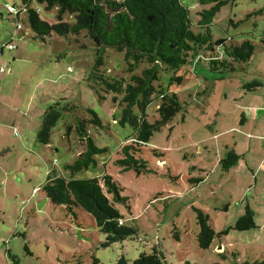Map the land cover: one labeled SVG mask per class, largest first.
Wrapping results in <instances>:
<instances>
[{
	"label": "rangeland",
	"instance_id": "rangeland-1",
	"mask_svg": "<svg viewBox=\"0 0 264 264\" xmlns=\"http://www.w3.org/2000/svg\"><path fill=\"white\" fill-rule=\"evenodd\" d=\"M220 1L226 4L210 25L213 38L250 40L255 52L232 73L197 59L161 74L154 86L175 93L181 110L141 148L150 172L137 174L115 164L133 134L118 124L122 109L115 99L121 96L89 79L100 55L107 75L128 78L124 51L94 46L84 33L33 40L22 1L0 0V264H91L93 258L118 264L121 257L133 264L154 249L165 264L264 263V0ZM181 2L194 24L209 9L197 0ZM28 7L39 9L43 21H57L56 8L45 10L34 0ZM175 77L181 83L171 81ZM254 81L262 86L244 88ZM58 103L59 119L48 144H41L44 114ZM157 104L147 109L151 123ZM80 130L106 151L95 156L96 167L74 177L110 175L126 198L117 206L122 221L137 232L108 247L87 213L78 210L74 218L45 201L41 190L51 172L70 175L65 166L85 151ZM231 151L240 158L226 171L221 161ZM247 207L255 228L232 229ZM195 210L208 215L215 234L207 249L196 239Z\"/></svg>",
	"mask_w": 264,
	"mask_h": 264
},
{
	"label": "trees",
	"instance_id": "trees-1",
	"mask_svg": "<svg viewBox=\"0 0 264 264\" xmlns=\"http://www.w3.org/2000/svg\"><path fill=\"white\" fill-rule=\"evenodd\" d=\"M21 1L26 7V23L32 30L33 40L45 41L52 34L70 38L84 33L94 46L124 51V60L128 65L126 71L130 74L128 78L109 76L105 70H101L105 62L102 55L96 59L89 77L101 91L121 96L119 101L115 99L122 109L118 124L128 125L133 130L129 143L116 152L118 159L115 164L124 172H150L147 170V162L140 157L141 148L181 110L180 100L175 93H169L161 87L157 90L154 86L161 79L162 73L175 72L197 59L207 62L212 71L232 73L235 64L249 61L255 52V46L250 40L236 42L231 38H213L210 25L226 1L197 0L203 7L209 6V9H202L197 14L199 20L195 24L181 0H34L44 5L45 10L57 9V21L52 24L39 18V9L28 7L33 0ZM64 15L73 18V21H63ZM75 42L78 40L75 39ZM141 64L147 65V68L136 73ZM171 81L181 83L182 79L175 77ZM260 86L261 83L254 81L244 88L252 91ZM157 102V117L151 123L147 109ZM58 106L59 103L51 106L44 114L41 129L37 133L41 144L49 142L51 130L61 112ZM63 108L68 110L67 107ZM93 115V122L101 126L96 115ZM80 131L85 141V151L74 163L65 166L64 169L70 175L64 177L51 172L41 190L49 202L63 206L74 218L78 210L87 213L105 236L103 247H108L133 237L137 232L125 226L122 221L123 216L117 206L124 204L126 198L121 196V188L110 175L82 179L74 177L83 169L96 167L95 156L106 151L98 149L84 130ZM239 158L234 151L229 152L221 161L223 170L227 171L236 165ZM195 213L199 227L196 239L200 248L207 249L215 234L208 223V215L200 210H195ZM253 217V212L247 207L232 229L241 232L255 228ZM165 263L163 255L156 249L150 254L142 253L133 261V264ZM91 264L100 262L93 258ZM118 264L127 262L121 257Z\"/></svg>",
	"mask_w": 264,
	"mask_h": 264
},
{
	"label": "built area",
	"instance_id": "built-area-1",
	"mask_svg": "<svg viewBox=\"0 0 264 264\" xmlns=\"http://www.w3.org/2000/svg\"><path fill=\"white\" fill-rule=\"evenodd\" d=\"M13 48H14V47H12V46H9V49H10V50H12ZM0 72H2V73H3V72H5V69H4V67H3L2 69H0Z\"/></svg>",
	"mask_w": 264,
	"mask_h": 264
},
{
	"label": "water",
	"instance_id": "water-1",
	"mask_svg": "<svg viewBox=\"0 0 264 264\" xmlns=\"http://www.w3.org/2000/svg\"><path fill=\"white\" fill-rule=\"evenodd\" d=\"M45 201H48V199H47V198H45Z\"/></svg>",
	"mask_w": 264,
	"mask_h": 264
}]
</instances>
